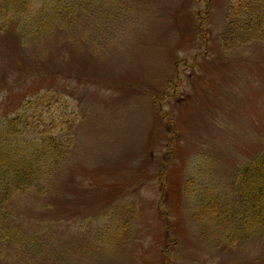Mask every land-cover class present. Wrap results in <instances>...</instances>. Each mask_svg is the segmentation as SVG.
<instances>
[{"label":"rangeland","instance_id":"1","mask_svg":"<svg viewBox=\"0 0 264 264\" xmlns=\"http://www.w3.org/2000/svg\"><path fill=\"white\" fill-rule=\"evenodd\" d=\"M78 12L28 42L0 30V122L37 100L67 151L50 195L11 202L21 239L0 240V264H264V237L236 249L203 237L186 192L195 178L233 196L264 149V0Z\"/></svg>","mask_w":264,"mask_h":264},{"label":"trees","instance_id":"2","mask_svg":"<svg viewBox=\"0 0 264 264\" xmlns=\"http://www.w3.org/2000/svg\"><path fill=\"white\" fill-rule=\"evenodd\" d=\"M82 2L0 0V30L11 25L25 42L38 39L50 28L65 27L78 19ZM35 101L30 99L23 110L0 122V240L21 239L13 230L18 224L13 200L27 195H50L53 176L67 154L60 139L63 133L58 138L53 131L60 129L61 122L55 118L54 124H50L41 119L37 106L32 105ZM36 126L34 132L32 128ZM190 182L186 192L192 217L201 224L203 237L216 238L218 247L228 249L239 248L257 236L264 237V149L237 171L231 197L216 187ZM110 215L106 228L121 233L122 211Z\"/></svg>","mask_w":264,"mask_h":264}]
</instances>
